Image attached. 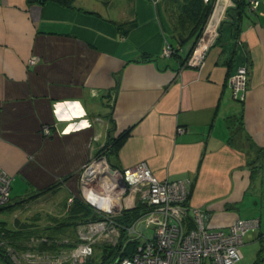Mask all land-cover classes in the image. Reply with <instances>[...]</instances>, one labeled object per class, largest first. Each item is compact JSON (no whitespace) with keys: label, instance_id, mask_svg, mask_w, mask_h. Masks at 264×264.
<instances>
[{"label":"crops","instance_id":"0c3cea01","mask_svg":"<svg viewBox=\"0 0 264 264\" xmlns=\"http://www.w3.org/2000/svg\"><path fill=\"white\" fill-rule=\"evenodd\" d=\"M206 3L0 0V166L11 175L0 230L49 234L85 165L127 129L113 165L145 160L158 178L191 179L188 204L213 227L255 220L241 259L264 264V0L221 21L202 67H183ZM165 41L177 55L161 56ZM240 65L242 99L228 82Z\"/></svg>","mask_w":264,"mask_h":264},{"label":"built area","instance_id":"2783aa9c","mask_svg":"<svg viewBox=\"0 0 264 264\" xmlns=\"http://www.w3.org/2000/svg\"><path fill=\"white\" fill-rule=\"evenodd\" d=\"M151 1L156 4L159 0ZM246 1L247 9H252L254 0ZM235 3V0L213 1L192 47L181 56L183 67H202L219 34L221 21L228 16L229 6ZM177 53L176 48L165 41L161 56ZM31 62H35V58ZM247 71L246 65H240L228 77L233 97L243 98ZM176 130L183 132L184 128ZM83 170L79 196L93 207L99 222L88 224V230L80 233L81 242L71 251V262L84 261L92 254L98 237L89 232L107 235L110 225L117 228L116 244L121 230L127 240L120 246L119 254L107 264H237L241 259L243 234L255 220L237 218L227 228L213 227L203 208L188 204L191 179L158 178L145 160L125 168L114 167L106 151L98 152ZM10 188L11 175L0 166V208L9 202ZM72 200L70 197L69 201ZM132 208L138 210V215L129 224L115 222L114 217ZM149 228L151 231L147 232ZM128 241L134 245L127 246ZM123 251L127 254L122 255Z\"/></svg>","mask_w":264,"mask_h":264},{"label":"rangeland","instance_id":"374dc122","mask_svg":"<svg viewBox=\"0 0 264 264\" xmlns=\"http://www.w3.org/2000/svg\"><path fill=\"white\" fill-rule=\"evenodd\" d=\"M84 172L85 170L81 172V175H83ZM66 200V197H64L63 204H66ZM73 203L74 202L70 201V204L62 209L64 210V216L61 215L60 217L65 218L71 215L70 219L67 220L72 222L68 225L66 224V228L58 232L61 233L59 235L60 237H54L52 234H48V236H44L46 238L39 240L28 237L23 238L22 244H16L9 242L11 237L6 235L5 232L3 235L0 234V237H2L0 239V251L7 255L12 264H100L104 247H113L116 244L118 239L117 228L111 225L108 226L107 235L104 233L99 235L98 233L89 232L88 234L93 235V237H98L93 244L92 254L87 259H84V261L76 259V261L71 262V251L81 242L80 233H85L88 230V224L99 222L96 216L82 217L80 214L75 215L73 211L75 209L74 206H72ZM23 216L25 217V215ZM150 231L151 228L147 230V232ZM64 239H66V241H61ZM43 240L46 241V246L40 245ZM139 240L141 241V238H139ZM248 260L249 257H244V259L239 260L237 264H249ZM0 264L8 263L5 259L0 257Z\"/></svg>","mask_w":264,"mask_h":264},{"label":"trees","instance_id":"16d2710c","mask_svg":"<svg viewBox=\"0 0 264 264\" xmlns=\"http://www.w3.org/2000/svg\"><path fill=\"white\" fill-rule=\"evenodd\" d=\"M46 1H50L53 2L55 4H57L58 6L64 7V8H74V0H44L43 3H45ZM213 1L214 0H209L205 6L202 8L203 12L201 14V18L199 19V21H197L196 25L193 27L192 29V33H195V35L197 36L202 28V25L204 24L206 17L208 15V13L210 12L212 5H213ZM28 5H32V4H40L39 0H26ZM235 6L233 8H229L227 13L228 16H230L233 20H235L237 18V16H239L240 14H242L243 12H245L246 8H247V1L246 0H235ZM42 3V4H43ZM41 5V4H40ZM231 9L234 10V12H231ZM220 29V28H219ZM196 38V37H195ZM128 134V130H124L117 138H111L109 137L105 143V145L103 147L100 148V150L98 152L101 151H106V155H107V159L109 161V163L114 166L117 167L115 165H113L110 161V155L115 153L119 147V145L121 144L122 140L124 139V137ZM260 151L262 152V155H264V147H261ZM119 168V167H118ZM51 187V186H50ZM50 187H47L48 189ZM46 188V189H47ZM45 190V189H44ZM42 192V190L40 191ZM74 209L73 210L75 213V215L80 214L82 217L83 216H93L95 217L96 214L94 213L93 207L84 202L80 196L79 193L76 196H73V200H72ZM70 204V203H69ZM138 215V210L136 208H132V209H127L122 211L119 215H117L114 220L115 222L118 223H122V224H129L136 216ZM71 215H69L68 217H65L62 219H60L59 222H57L56 226H54L53 228H51V230H48L49 234H52L54 237L58 236V233L60 232V230L66 228V224H70L72 221H68L67 219H70ZM81 217V218H82ZM67 220V221H65ZM15 234H11L9 235L11 237V239L15 240V241H19L22 242L23 238H35L37 240L39 239H44L46 237H44V235H42L43 233H41L38 229H31V230H25V231H15ZM47 232V231H45ZM121 236H120V240L119 242L114 245L113 247H104V250L102 252V261L100 264H107L110 259L115 258L118 254H119V248L121 245L124 244V242L127 240L126 237L124 236V232L123 230H121ZM0 234L3 235L5 234V232L3 230H0ZM48 236V234H46ZM45 235V236H46ZM51 235V236H52ZM50 236V237H51ZM2 237H0L1 239ZM56 240V239H55ZM9 242L10 239H9ZM20 242L18 244H20ZM13 243V242H12ZM46 241L43 240V242H41V246H46ZM133 246L134 242L132 241H128L127 242V246ZM127 254L126 252H122V255ZM0 257H2L3 259H5V261L8 264H12V262L10 261V259L7 257L6 254H4L2 251H0ZM93 264V263H92Z\"/></svg>","mask_w":264,"mask_h":264},{"label":"water","instance_id":"95a60500","mask_svg":"<svg viewBox=\"0 0 264 264\" xmlns=\"http://www.w3.org/2000/svg\"><path fill=\"white\" fill-rule=\"evenodd\" d=\"M43 2H44V0H39V3H40V4H42ZM193 42H194V40L191 42V46H192ZM191 46H190V48H191ZM140 229H141V230L144 229V225H143V224L140 225Z\"/></svg>","mask_w":264,"mask_h":264},{"label":"bare ground","instance_id":"6f19581e","mask_svg":"<svg viewBox=\"0 0 264 264\" xmlns=\"http://www.w3.org/2000/svg\"><path fill=\"white\" fill-rule=\"evenodd\" d=\"M93 169L97 170L96 168H93ZM99 203H100V202H99Z\"/></svg>","mask_w":264,"mask_h":264},{"label":"flooded vegetation","instance_id":"af4514ba","mask_svg":"<svg viewBox=\"0 0 264 264\" xmlns=\"http://www.w3.org/2000/svg\"><path fill=\"white\" fill-rule=\"evenodd\" d=\"M192 47V46H191ZM190 50V49H189Z\"/></svg>","mask_w":264,"mask_h":264}]
</instances>
